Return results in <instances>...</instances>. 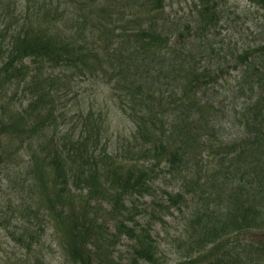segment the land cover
Instances as JSON below:
<instances>
[{"label": "trees", "instance_id": "16d2710c", "mask_svg": "<svg viewBox=\"0 0 264 264\" xmlns=\"http://www.w3.org/2000/svg\"><path fill=\"white\" fill-rule=\"evenodd\" d=\"M165 1H101L98 8L107 12L91 20L99 19L83 34L85 41L64 32L62 21L58 26L59 12L39 16L29 6L24 17L15 11L0 29V95L21 89L25 100L0 133L28 142L38 205L53 215L75 264L159 263L153 222H141L145 210L136 201L153 192L163 162L179 171L206 156L196 180L188 181L201 188L199 199L187 202L183 193L167 192L169 201L190 212L179 238L187 258L174 264H264V0H192L190 17L181 24L168 21ZM112 5L116 9L108 11ZM236 19L259 28L239 37ZM73 24L83 28L89 20ZM98 46H123L116 49L126 50L131 63L107 64L117 55ZM80 62L89 72H114L104 82L115 79L117 104L136 126L135 142L122 152L103 143L102 118H84L80 110L65 131L56 123L58 96L73 77L66 70L87 74ZM230 68L239 72L226 104L221 93L209 94L211 84L222 79L221 88L229 81ZM225 120L238 131H226ZM158 206L162 212L170 207ZM124 237L132 241L131 252L117 258Z\"/></svg>", "mask_w": 264, "mask_h": 264}, {"label": "rangeland", "instance_id": "374dc122", "mask_svg": "<svg viewBox=\"0 0 264 264\" xmlns=\"http://www.w3.org/2000/svg\"><path fill=\"white\" fill-rule=\"evenodd\" d=\"M101 1L0 0V29L5 28L8 19L15 14V11L17 15L23 11L25 17L28 7L31 6V10H38L39 16H43L48 11L51 14L59 12L63 17L56 21L58 26L61 28L59 22L62 21L64 32L73 35L79 41H85L83 36H89L83 34L88 33L94 23L103 17L102 13L107 12L98 8ZM243 2L245 0H237V3ZM192 4V0H166V18L169 22L181 24V20L185 21L190 17ZM107 9L108 11L116 9V6H108ZM115 15L117 14L115 13ZM96 16L99 19L91 22ZM84 18L89 20L88 26L80 28L78 24H73L76 19ZM250 26H253L252 22L247 21L246 23L245 20L236 19L234 30L239 37H245L251 30L259 28L258 25L251 28ZM117 47L123 48V46ZM117 47L98 46V51L109 50L117 55L106 59L107 64L114 62L116 65L125 66L128 62L131 63L130 58L126 55V50L123 52L117 50ZM90 61L97 62L92 58ZM79 64L87 71V74L83 75L76 68L66 70L73 77L70 80L71 86L62 90L58 96L59 108L56 111L58 117L56 123L60 124L59 126L65 131L78 119L80 110L84 111V118L89 115L92 120L102 118L103 143H106L107 140L111 151L117 147L120 152L124 151L128 142H135L133 132L136 126L117 104L118 100L120 101L121 90L114 85L115 79L110 84L104 82V75H112L114 72L111 69L109 74L100 69L89 72L84 63L80 62ZM123 70L125 69L122 68L117 73ZM230 70L232 75L221 88L219 86L222 79L210 85V97L219 92L226 104L233 100L236 75L239 72L236 69L230 68ZM242 98L240 101L243 100ZM24 100L25 92L21 89L16 93H13L12 89L1 91L0 130L3 128V122L7 121L9 115L14 112L13 108L21 105ZM61 113H64L65 117H62ZM81 124L82 120L76 127L77 132L82 128ZM225 125L226 131H238V127H233L231 121L225 120ZM138 139L143 142L140 134ZM34 144H36V140H34ZM28 154V142L21 144L15 137L8 136V133H0V264H74L67 256L60 232L53 222V215L38 205L39 178L35 173L29 174L30 157ZM136 158L141 162H146L143 160L144 156L137 155ZM207 160H209V156H206L205 160H201L200 165L191 160L188 169L183 165L179 171L173 172L170 166L163 162L161 167H156L158 174L155 177L153 192L136 201L145 210L144 219L141 222L147 219L153 222V234L159 243L160 260L157 264H174L187 258L186 249L179 247V238L186 229L190 212L186 205L179 208L178 205L169 201L167 192L171 191L174 195L181 192L188 198L187 202L199 199L201 188H198L196 184L189 185L188 181L196 180V171L203 167ZM156 163L157 160L153 159L152 164ZM197 191L198 194H196ZM159 203H166L170 207L162 212V208L158 206ZM152 212L162 215V219L152 217ZM131 242L127 237H124L116 247L115 256L117 258L127 257L131 252Z\"/></svg>", "mask_w": 264, "mask_h": 264}]
</instances>
